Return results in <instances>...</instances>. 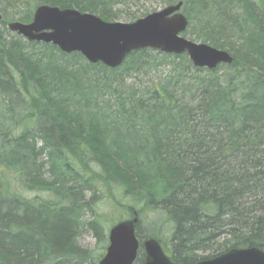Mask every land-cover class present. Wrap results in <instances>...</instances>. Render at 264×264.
<instances>
[{"label":"trees","instance_id":"trees-1","mask_svg":"<svg viewBox=\"0 0 264 264\" xmlns=\"http://www.w3.org/2000/svg\"><path fill=\"white\" fill-rule=\"evenodd\" d=\"M150 1L0 0V264H99L77 239L91 231L105 252L101 198L136 214L139 242L156 239L174 264L264 252V0H154L182 2L183 36L232 55L212 71L154 50L111 70L6 30L40 5L133 23ZM162 68L143 90L116 84ZM149 211L162 225L146 233Z\"/></svg>","mask_w":264,"mask_h":264},{"label":"water","instance_id":"water-1","mask_svg":"<svg viewBox=\"0 0 264 264\" xmlns=\"http://www.w3.org/2000/svg\"><path fill=\"white\" fill-rule=\"evenodd\" d=\"M183 3L168 6L127 23H107L77 10L38 7L29 24L12 22L10 32L29 42L57 47L64 54L79 53L89 64L117 69L133 52L154 50L167 55H187L195 68L215 70L229 66L233 57L224 50L194 43L183 37L188 20ZM2 16L0 15V22ZM138 216L116 224L109 233V246L99 264H134L140 248L136 236ZM144 264H174L155 239L143 243ZM195 264H264V252L257 248L232 249Z\"/></svg>","mask_w":264,"mask_h":264},{"label":"rangeland","instance_id":"rangeland-1","mask_svg":"<svg viewBox=\"0 0 264 264\" xmlns=\"http://www.w3.org/2000/svg\"><path fill=\"white\" fill-rule=\"evenodd\" d=\"M2 5L3 4H0V8H1ZM145 6H146V8H148L150 10V13L151 12H159V11H161V10H163V9H165L167 7L166 5H163L160 1H154V0H152L150 2H147L145 4ZM138 10L139 9L137 7H134L131 10V12H132V14H135V12H137ZM22 11H23L22 8L21 9L15 8V9H7V10H5V13L7 14V18H9V17L16 18L18 16V14L21 13ZM141 13L138 14L139 17L142 15ZM0 15L3 18H5L3 13L0 12ZM94 16H96V15H94ZM123 16H125V15H123ZM96 17H99V16H96ZM12 22H15V21H8L7 25L9 23H12ZM116 22L117 23H129V22H126L123 19L117 20ZM109 23H115V22L114 21H110ZM0 29H2L1 24H0ZM6 30H8L7 27H6ZM8 32L10 34H14V33L10 32L9 30H8ZM187 39L190 40V41H194V39L192 37H189V36L187 37ZM167 71H168L167 68L166 69L162 68L159 71V73L158 72L149 71L148 74H144V73H138V74L137 73H130V74H126V72L120 71V72L117 73V75L115 74V77L118 78V80H119V81L117 80L118 82H116V84H119L123 80V81H125L124 82L125 86H128V87L133 86V88L135 90H137L138 88L143 90L142 89V85L140 84L141 82L145 86L146 83H147V78H154V76H156L157 74L158 75L159 74H164ZM221 73L222 72H220V75H221ZM105 74L108 77V73H105ZM145 77H147V78H145ZM114 87H116V86L113 85L111 87V89L114 88ZM111 89L108 92L109 96L107 98L110 99L112 104H115V100H114L115 96L112 95ZM116 89L118 90L119 88L116 87ZM24 197L27 200H31V201L32 200H36L37 201V200L47 199L49 197V194L47 192H43V191H40V192L25 191L24 192ZM101 200H102V202L98 205V211L103 213L104 216H106V218L108 217V219H106L107 220L106 224L103 226L104 227L103 230L105 231V234L107 236V238H106L107 239L106 248H107V246L109 245V243H108V234L110 232V229H112V227H113L112 224L117 223L118 221L121 222V219H122V221H124V220H130V218H129V213L127 211H125L126 208H122L123 206L122 207H118V206L114 205V203L112 201H109V200L104 199V198H101ZM89 217H90V214L86 218L89 219ZM161 225H162V220H161L159 215H157L155 212H151V211H149V213H147V214L145 213V223L143 225V232L149 233L151 229L157 230V229H159V227ZM163 227H166V225L164 223H163ZM165 229H167V228H165ZM77 241H78V245L81 248L91 251L93 257H97V259L98 258L99 259L102 258L103 254H105V252H106V249H105V252H103L101 249H99L101 247L98 244V242L96 241V239L94 238V235H93V233L91 231H83V233L79 236ZM144 241H142L141 244ZM199 256L202 257V256H206V255L200 254Z\"/></svg>","mask_w":264,"mask_h":264},{"label":"bare ground","instance_id":"bare-ground-1","mask_svg":"<svg viewBox=\"0 0 264 264\" xmlns=\"http://www.w3.org/2000/svg\"><path fill=\"white\" fill-rule=\"evenodd\" d=\"M8 39L10 40V38L8 37Z\"/></svg>","mask_w":264,"mask_h":264}]
</instances>
